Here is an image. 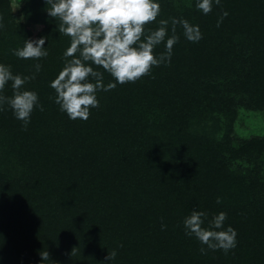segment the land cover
Returning a JSON list of instances; mask_svg holds the SVG:
<instances>
[{"label":"trees","instance_id":"trees-1","mask_svg":"<svg viewBox=\"0 0 264 264\" xmlns=\"http://www.w3.org/2000/svg\"><path fill=\"white\" fill-rule=\"evenodd\" d=\"M157 2L145 35L163 19L171 36V18H183L203 38L190 42L177 25L171 63L98 91L84 121L61 112L50 87L70 46L59 18L45 0H0V64L25 76L42 65L24 87L44 109L26 130L7 105L0 111V264H42L41 250L43 264H264V132L237 131L242 112L264 119V0H221L207 15L197 0ZM42 36L46 58L12 54ZM12 92L9 82L0 94ZM194 209L208 220L226 212L236 247L202 254L183 225Z\"/></svg>","mask_w":264,"mask_h":264},{"label":"clouds","instance_id":"clouds-1","mask_svg":"<svg viewBox=\"0 0 264 264\" xmlns=\"http://www.w3.org/2000/svg\"><path fill=\"white\" fill-rule=\"evenodd\" d=\"M45 3L50 6L48 16L60 20L58 32L70 37V46L62 57L64 67L50 82V87L56 92L54 102L59 105V110L71 120L89 119L90 110L99 107L98 91L108 92L117 84L135 83L150 75L153 67L170 64L173 47L179 41L177 25L183 28L188 41L196 43L203 38L199 26L183 18H171V36H168L169 20L163 19L157 29L149 30L145 35V25L155 22L160 14L157 0H45ZM220 3L221 0H197L196 8L207 15L214 4L220 6ZM227 16L228 12H223L217 27ZM3 27L0 22V28ZM47 39L44 36L24 39L23 47L13 49L12 54L20 59L39 61L49 55L44 47ZM161 43H164L165 51L156 55L154 49ZM93 65L109 73L115 82L105 85L104 73ZM34 68V73L25 76L14 74L10 65L0 64V93L9 82L13 90L11 96L0 94V111L7 105L25 130L32 112L36 108L44 110L38 93L24 87L36 78L42 65L36 63ZM220 202L217 198V203ZM226 219V212L208 220V213L194 209L183 221L185 234L194 236L206 246L201 247L202 254H207V250H222L227 254L237 245V232L231 226L224 227ZM164 227L162 225V229ZM74 251L75 247L71 255ZM39 255L42 264L50 260L48 251L41 250ZM116 256L117 252L113 250L108 252L105 260L110 262Z\"/></svg>","mask_w":264,"mask_h":264},{"label":"rangeland","instance_id":"rangeland-1","mask_svg":"<svg viewBox=\"0 0 264 264\" xmlns=\"http://www.w3.org/2000/svg\"><path fill=\"white\" fill-rule=\"evenodd\" d=\"M16 15L20 18L19 7L14 8ZM237 131L240 135L248 136L264 132V119L259 114L242 112L237 122Z\"/></svg>","mask_w":264,"mask_h":264}]
</instances>
